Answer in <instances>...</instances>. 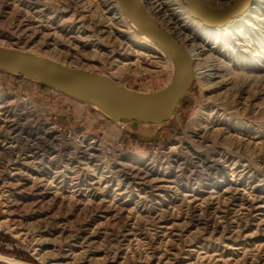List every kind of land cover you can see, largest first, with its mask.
Returning a JSON list of instances; mask_svg holds the SVG:
<instances>
[{"label":"rangeland","instance_id":"374dc122","mask_svg":"<svg viewBox=\"0 0 264 264\" xmlns=\"http://www.w3.org/2000/svg\"><path fill=\"white\" fill-rule=\"evenodd\" d=\"M140 2L201 52L166 122L114 119L0 69V233L22 247L1 259L264 264V0L228 31L204 30L181 0ZM130 23L119 0H0L1 47L163 90L174 61ZM23 124L33 131L17 135Z\"/></svg>","mask_w":264,"mask_h":264},{"label":"water","instance_id":"95a60500","mask_svg":"<svg viewBox=\"0 0 264 264\" xmlns=\"http://www.w3.org/2000/svg\"><path fill=\"white\" fill-rule=\"evenodd\" d=\"M181 1L196 20L214 28L237 16L250 0H234L223 10L210 9L201 0ZM119 2L127 20L153 37L171 54L176 73L172 83L163 90L152 93L128 90L109 76L30 56L17 48L1 46L0 69L42 82L78 100L90 102L114 119L148 124L168 121L193 83L191 59L183 46L150 18L140 0ZM115 98L127 105L119 103Z\"/></svg>","mask_w":264,"mask_h":264},{"label":"bare ground","instance_id":"6f19581e","mask_svg":"<svg viewBox=\"0 0 264 264\" xmlns=\"http://www.w3.org/2000/svg\"><path fill=\"white\" fill-rule=\"evenodd\" d=\"M203 3H207V2H204V0H201ZM215 0H210L209 2L211 3V2H214ZM209 3V4H210ZM214 3H216V2H214ZM208 4V3H207ZM253 4H255V0H250L249 1V3H248V5L247 6H245L243 9H242V11L237 15V16H235V17H233L231 20H229V21H227L226 23H224L223 25H221V26H219V27H214L215 29H217L218 31H222L223 29L224 30H226V31H228V30H239L238 28H240L241 26L240 25H243L242 23H241V20L245 17V15L248 13V12H250V10L252 9V8H254L256 5H254L253 6ZM218 6V5H217ZM146 9V8H145ZM146 11H147V9H146ZM147 13H148V15L150 16V18L155 22V23H157L159 26H161V27H163V28H165L164 30L165 31H167L170 35H172L182 46H183V48L186 50V52H187V54L189 55V58L191 59V63H192V69H193V77L195 76V74L197 73L196 71H195V68H194V61H195V56H199L200 55V53L201 52H197V46L196 45H194L193 43L192 44H190L189 45V47L187 46V44L185 45V40H186V38L184 37V38H180V36H181V33H180V31L178 30V28H174V27H171L173 30H170V28H168L167 27V22H165L164 23V21H158L157 20V18L152 14V13H149L148 11H147ZM189 13V12H188ZM192 16V15H191ZM189 17V16H188ZM193 17V16H192ZM194 18V17H193ZM195 19V18H194ZM196 20V19H195ZM198 21V20H197ZM129 23H130V21H128ZM196 22V21H195ZM200 22V21H199ZM202 23V22H201ZM131 24V23H130ZM133 25V27H135V32H136V34H138L139 36H140V38H142L143 39V46L144 47H146V46H149V47H153V48H155V49H160L161 51H166V49L160 44V43H158L153 37H151V36H149V35H147V34H145L143 31H141L139 28H137L134 24H132ZM202 25H204L203 23H202ZM204 26H206V27H204L205 29L204 30H208V28H210V30H213L214 28L213 27H209V26H207V25H204ZM208 27V28H207ZM162 28V29H163ZM212 28V29H211ZM214 29V30H215ZM169 30V31H168ZM217 31V32H218ZM190 40V39H189ZM187 41V40H186ZM190 42V41H189ZM167 52V51H166ZM169 55H170V57H171V54L169 53V52H167ZM172 58V57H171ZM207 60V59H206ZM212 60V59H211ZM219 65V64H218ZM208 67H209V65H208ZM218 68V67H217ZM217 68H208V69H206V71H212V70H217ZM211 72H209L207 75L205 74V72H204V74L208 77H210V74ZM105 93H107L106 91H105ZM107 95H108V93H107ZM116 99V101H118L119 103H121V104H124V105H127V103L126 102H124V101H122V100H120V99H117V98H115ZM142 124H148V123H142ZM161 124V123H160ZM31 124H23V125H21L20 127H17V130L16 131H18L19 133L17 134V135H20V134H23V133H30V132H32L33 131V128H32V126H30ZM38 129V128H37ZM44 134H46V132H43V134L42 135H38L37 137H36V139H38L37 141H35V143H33V145L35 144H37L36 146H38V144H39V146L38 147H36V149H41V148H43V149H47V146H46V144L44 143V142H42V136H44ZM15 138V137H14ZM50 143V142H49ZM31 145V144H30ZM34 145V146H35ZM31 147V146H30ZM33 147V146H32ZM27 150V149H26ZM30 150V149H29ZM86 150V149H85ZM44 151V150H43ZM0 261L2 262V263H7V264H19L18 262L16 263V262H9V260L8 259H6V258H3V259H1L0 258Z\"/></svg>","mask_w":264,"mask_h":264},{"label":"built area","instance_id":"2783aa9c","mask_svg":"<svg viewBox=\"0 0 264 264\" xmlns=\"http://www.w3.org/2000/svg\"><path fill=\"white\" fill-rule=\"evenodd\" d=\"M22 247L17 241L8 239L0 233V254H12L17 250H21Z\"/></svg>","mask_w":264,"mask_h":264}]
</instances>
